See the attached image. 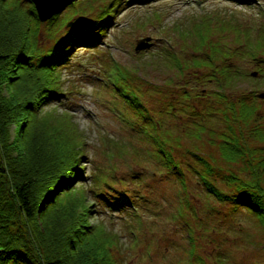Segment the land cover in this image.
<instances>
[{
    "label": "rangeland",
    "instance_id": "obj_1",
    "mask_svg": "<svg viewBox=\"0 0 264 264\" xmlns=\"http://www.w3.org/2000/svg\"><path fill=\"white\" fill-rule=\"evenodd\" d=\"M118 3L116 24L99 47H77L73 64L61 73L64 95L56 103L44 107L45 110L55 107L62 115H68L74 123L72 129L80 131V141L85 144L84 173L75 186L86 188L90 204H99L90 191V174H100L104 182L116 179L124 185L115 181L114 187H127L134 194L145 195L142 199L144 210L138 220L128 215L126 218L121 212L100 209L91 215V223L97 224L99 220L107 229L119 234L112 249L118 264H193V250L203 257L205 264H216L219 253H224L225 264H264V226L260 219L244 209L233 211L234 205L208 195L198 176L190 170L185 172L183 183L181 176L178 179L166 173V168L163 172L158 170L156 162L127 126L124 114L128 113V106L114 91L116 81L148 91L153 97H160V90L173 94L172 90L178 91L179 86H189L199 92L197 101L217 106L216 112L205 120L209 129L201 137L190 134L193 121L184 125L189 126L185 130L184 126L180 127L183 119L179 123L175 120L171 130L173 139L184 147L201 146L207 154L215 155L217 162L224 164L227 161L216 146L210 145L207 133L212 132L217 137L220 133L229 135L238 128L235 134L244 136L250 148L246 157L257 163L264 151L252 147L262 141L249 134L252 127L264 128V97H261L264 79L259 72L255 73L258 68L249 51L259 52L258 43L262 40L261 33L264 34V0H254L251 5L227 0H82L77 7L82 10L79 14L69 12L70 15H65L68 6L60 9L59 18L64 19V26L55 18L53 22L58 24L52 32L62 35L70 28V23L88 22L101 9ZM48 26V21L39 26L42 30L40 45L45 47H51L56 39ZM216 49L225 53L238 52L229 60L219 55L214 64L219 73L230 60L249 73L237 78L225 91L213 80H208L210 66H197L193 62L199 57L209 60L207 55ZM178 65L183 66V73ZM117 71L125 73V81L117 79ZM251 73L255 79L250 78ZM253 90L259 97L254 104L256 115L242 121L231 109L224 117L222 108L226 105L219 103L215 92H219L218 96L231 107L237 105L239 97ZM146 100L152 105L148 96ZM228 118L231 119L227 123ZM231 123L233 130L227 127ZM11 131L14 135L15 126ZM174 155L177 158V154ZM184 156L188 157L185 162L194 163L188 153L180 154ZM238 165L240 167H235L234 172L251 179L254 173L247 168V159ZM224 167L226 170L222 169L216 177H222L231 166L224 164ZM261 170L264 186V169Z\"/></svg>",
    "mask_w": 264,
    "mask_h": 264
},
{
    "label": "trees",
    "instance_id": "obj_2",
    "mask_svg": "<svg viewBox=\"0 0 264 264\" xmlns=\"http://www.w3.org/2000/svg\"><path fill=\"white\" fill-rule=\"evenodd\" d=\"M227 1L251 5L254 0ZM81 2L67 0L66 6L63 5V8L68 6L65 15L82 12L77 9ZM119 6V3L106 6L88 22L65 29L62 35L58 31L52 32L58 24L53 22L55 18L60 26H64V19L59 18L61 10H58L47 27L55 36V43L45 47L40 45L41 21L34 3L31 0H0V264H118L112 249L119 234L107 229L99 220L92 224L91 215L100 209L121 212L132 220H138L142 215L144 194H134L127 187L118 189L113 184L121 182L116 179V182H104L100 174L89 176L92 179L90 191L99 201L96 206L90 204L86 188L75 186L84 173L85 144L80 141V131L72 129V119L55 107L44 109L64 95L61 73L73 64L77 47H99L109 29L116 24ZM260 39L259 52H249L258 68L255 73L259 72L260 78L264 79L263 33ZM237 53L216 49L207 55L209 60L199 57L193 62L197 66H210L208 80H213L225 91L237 78L249 73L232 60L220 68V73L214 64L220 54L229 60ZM178 68L183 73V66L178 65ZM116 74L118 80H126L125 73L117 71ZM250 78H253L252 73ZM114 91L128 106V113L124 114L127 126L156 162L158 170L163 172L166 168V173L170 172L178 179L181 176V183L185 181V172L190 170L202 182V186L198 182L197 185L208 195L234 205L233 211L244 209L257 216L264 226L261 178L264 156L257 163L246 157L250 148L244 136L235 134L238 128L233 130V123L227 126L233 130L229 135L220 133L216 137L212 132L207 133L210 145L216 146L220 156L227 161L224 164L231 166L222 177L215 175L226 168L217 162L215 155L207 154L201 146L184 147L171 136L175 120L179 123L183 119L180 127L193 121L190 134L201 137L209 129L205 120L215 114L217 106L208 102L201 104L196 100L199 92L186 85L179 86L178 91L172 90L175 91L173 94L160 90V97L136 90L122 81L115 82ZM215 94L219 103L226 105L222 108L224 117L231 109L242 121L256 115L254 104L259 97L254 90L243 94L236 100L237 105L231 107L222 101L219 92ZM147 96L151 99V107ZM12 126H15L14 135ZM184 127L185 130L189 128ZM249 136L262 141L252 148L264 151V128L252 127ZM181 153L192 156L194 163L185 162L188 157H180ZM246 159L247 168L253 169L251 179L234 172V168L241 165L238 163ZM180 215L182 212L178 213ZM189 237L192 239L190 229ZM192 253L193 264H205L202 256L194 250ZM217 257L216 264H225L224 253Z\"/></svg>",
    "mask_w": 264,
    "mask_h": 264
},
{
    "label": "water",
    "instance_id": "obj_3",
    "mask_svg": "<svg viewBox=\"0 0 264 264\" xmlns=\"http://www.w3.org/2000/svg\"><path fill=\"white\" fill-rule=\"evenodd\" d=\"M34 2L38 18L40 21L45 22L49 19H51L55 13L63 8V5L66 4L67 0H31ZM81 21L79 22H72L69 24L70 27L79 25ZM138 49L141 47L138 46ZM261 97H264L262 94Z\"/></svg>",
    "mask_w": 264,
    "mask_h": 264
}]
</instances>
